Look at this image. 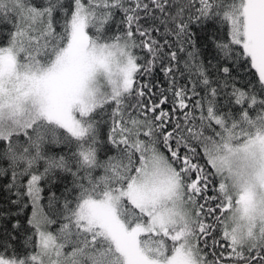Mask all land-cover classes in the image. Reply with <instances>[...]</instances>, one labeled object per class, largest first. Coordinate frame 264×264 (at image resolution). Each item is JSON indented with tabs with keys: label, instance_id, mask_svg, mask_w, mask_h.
Wrapping results in <instances>:
<instances>
[{
	"label": "snow or ice",
	"instance_id": "6c2138e0",
	"mask_svg": "<svg viewBox=\"0 0 264 264\" xmlns=\"http://www.w3.org/2000/svg\"><path fill=\"white\" fill-rule=\"evenodd\" d=\"M0 192V264H264V0H0Z\"/></svg>",
	"mask_w": 264,
	"mask_h": 264
},
{
	"label": "trees",
	"instance_id": "16d2710c",
	"mask_svg": "<svg viewBox=\"0 0 264 264\" xmlns=\"http://www.w3.org/2000/svg\"><path fill=\"white\" fill-rule=\"evenodd\" d=\"M162 78V77H161ZM6 193L0 192V205H2L4 203V197L6 196ZM28 213H31V209H28ZM0 223H4L3 221H0ZM19 235V234H17ZM17 246L18 247H22V240L17 242Z\"/></svg>",
	"mask_w": 264,
	"mask_h": 264
}]
</instances>
